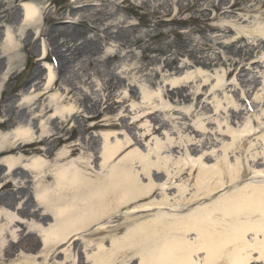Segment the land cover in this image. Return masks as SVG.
Wrapping results in <instances>:
<instances>
[{"label":"bare ground","instance_id":"obj_1","mask_svg":"<svg viewBox=\"0 0 264 264\" xmlns=\"http://www.w3.org/2000/svg\"><path fill=\"white\" fill-rule=\"evenodd\" d=\"M20 1L40 4L31 3L26 8L21 35L27 32L30 36H42L41 17L46 9L41 5L47 0H15L13 9ZM84 2L74 0L65 13L57 12L54 18L47 16L56 27L50 43L55 44L61 54V67L71 65L77 55L87 49L83 36L66 37L73 31L72 26L95 32L93 43L100 50L104 39L99 34L116 28L110 24L104 29L101 27L104 24H100L98 8L89 25L83 17L89 5ZM113 4L118 6L117 0ZM0 5L5 6L4 2ZM1 14L0 22L4 24L2 20L6 21L8 12ZM77 15L78 22L62 25ZM57 34L64 39L62 43L57 40ZM12 36L8 35L11 47L4 52V58L10 51L17 53L20 47L17 37ZM246 37L253 44L250 54H254L256 49H261L259 43L264 46V24L246 30ZM45 51L39 53L44 60ZM116 59L119 56L107 57L108 62ZM90 61L87 57V62ZM233 66L231 73L242 76L246 72V76H250L259 67V72L264 69V55ZM45 72L46 79L42 81L38 77L31 81L23 96L10 97L11 111L16 104L20 113L19 122H11V118L0 120V164L5 165L7 176L22 168L19 165L28 168L35 179L38 204L46 214L55 217V223L49 228L38 226L45 249L51 248L50 242L77 240L71 234L79 236L94 223L102 228L115 226L123 213L125 221L117 227L125 226V233L121 238L112 239V249L100 245L94 255L88 254V263L116 264L120 245L128 243L135 247V240L140 241L148 230L156 231L157 238L162 230L166 232L165 240L153 249L145 248L140 264H216L221 259L220 249L226 250L229 244H235V248L228 264H264V171H260L264 167V110L260 113L259 109V105L264 106V96L252 100L255 113L250 116L238 105L241 97L237 93L236 99L226 100L230 109L221 112L226 116L222 123L206 117L200 124L189 126L184 123V115L182 119L167 120L160 119L159 115L169 114L171 105L176 106L172 101L183 98L174 91L186 90L185 81L191 77L173 82L171 91L162 92L156 98L148 92L142 103L128 107L129 101L135 99L134 88L125 96H117L114 92L118 82L112 78L103 86L100 102L91 100L86 110L84 99H79L70 86L74 79L66 80L65 72V80L59 85L54 68L48 66ZM261 73L264 90V72ZM7 75L2 71L0 95ZM253 83L247 82L246 88ZM83 86L81 91H84ZM219 88L225 91L224 86ZM248 93L246 91V98ZM189 98L188 94L183 100ZM201 99L202 95L198 94L195 106L187 113L193 114L202 104ZM170 115L180 113L175 111ZM244 115L247 117L243 118ZM78 120L89 123L86 126L88 137L78 134L74 139L79 130ZM170 124L174 125L172 135L176 139L170 135L158 139ZM11 126L13 129L9 131ZM237 126L244 128L238 131L234 128ZM93 131L99 133L94 135ZM91 142H95L92 147L97 145V149L91 147ZM245 145L248 153L238 156ZM218 146L221 148L216 150ZM245 181L250 183L241 187ZM7 184L0 183V188ZM219 193L222 195L217 197ZM16 215L8 208L0 210V219L11 226ZM241 215H246V219H241ZM252 234L253 239H250ZM192 235L193 240L189 238ZM201 250L206 251L203 258L197 254ZM63 252L66 259L73 257L70 248ZM26 258L12 264H44L38 260H23Z\"/></svg>","mask_w":264,"mask_h":264},{"label":"rangeland","instance_id":"obj_2","mask_svg":"<svg viewBox=\"0 0 264 264\" xmlns=\"http://www.w3.org/2000/svg\"><path fill=\"white\" fill-rule=\"evenodd\" d=\"M14 1L0 0V3L4 2L5 4L4 7L0 5V17L3 11L8 12L6 21L2 20L4 24L0 22V60H2L0 62V77L2 71L8 73L0 95V100L4 103L2 105L0 102V120L11 118V122L18 123L21 119L20 113L15 108L16 104L13 105V111H11L9 99L12 96H18L19 98L23 96L27 85L38 77H41L42 81L46 79L45 69L51 66V57H55L60 65L61 54L57 51L55 44L50 43L53 42L52 36L56 27L53 24L54 22L52 23L47 16L50 15L51 18H54L57 12L65 13L73 5L74 0H47L45 5H41L42 9H46L41 17V31L43 30L44 33L42 36L38 35L36 37L28 35L27 32L21 35L23 22L26 18V8L32 2H17L16 9H13ZM113 1L85 0L84 3L89 6L88 11L83 13V17L89 25H92V17L96 13L95 8H98L101 11L98 16L102 21L100 24H104L101 27L104 29L106 24H110L116 26V28L112 31L104 30L103 34H99L104 39L101 41L102 50H100L93 43L96 38L95 32H89L80 26H72L73 31H70L66 37L79 38L80 35L83 36L87 40V49L82 50L71 65L60 66V70L57 71L58 78H60L59 85H61V80L64 79L65 72L66 80L69 77L74 79V83L69 84L75 90L77 97L84 99L83 103L86 110L91 106V100L100 102L103 97L101 90L107 81L112 78L115 82H118V89L114 92L117 96L123 94L125 96L134 88L135 99L129 101L128 107L142 103L148 92L156 98L162 92L171 91L173 82L191 77L185 81L187 82L185 84L186 90L180 88L174 91L183 98L189 94L190 98L187 101H184L183 98H180V100L176 98L175 101H172L176 106L171 105L172 108L169 110V114L161 113L159 115L160 119L165 120L169 118L182 119L184 115V123L189 126L200 124L203 121L202 119L206 117L211 120L217 119L222 123L226 116L221 115V112L225 108L230 109L226 100L231 102L232 98L236 99L237 93L241 97V102H238V105L243 110L245 109L243 101L246 99V91H249L247 99L250 101H254L256 98L263 99L264 90L261 72H264V69L261 68L262 70L259 72V67L250 76H246V72L242 76L241 74L237 76L236 72L231 73V71H233V64L236 62L246 61V59L251 62L254 58L257 60L264 55V46L261 43L258 44L261 49H256L254 54H250L253 44L246 37V30L264 24V0H117L118 6H115ZM32 4L40 5L37 3ZM78 16L62 25L78 22ZM10 34L13 35V39L17 37V46H20L17 49L19 53H15V50H13L10 51L7 58H4L6 56L4 52L8 47H11V43L8 41V35ZM57 40L62 43L64 39L57 34ZM40 51L42 53L47 52L45 60L42 59V56H39ZM109 55H117L119 59L108 62L107 57ZM87 57L91 58L90 62H87ZM176 68L179 70L176 71ZM250 81H254L253 85L246 88V83ZM83 84L84 91H81L80 87ZM220 85L225 87V91L219 90ZM198 94L202 95L200 100L202 104L197 107L193 114L187 113L195 106V97ZM14 101L17 102V97ZM216 109L219 111L216 112ZM259 109L261 113L264 106L259 105ZM175 111H178L180 115H170L171 112ZM244 113L248 114L246 110H244ZM247 116L242 117L246 118ZM77 123L79 130L74 139L78 134L88 137L89 132L86 130V126L89 123L82 120H78ZM137 126L141 128L142 124ZM239 126L234 128L238 131L243 130L244 126H241V128ZM213 127H216V125L211 128L213 129ZM173 128L174 125L170 124L162 131L163 136L160 135L158 139H162L167 135L176 139L172 135ZM12 129L11 126L9 131ZM92 133L96 135L99 131H93ZM134 133H138V131H134ZM256 137L253 139L256 140ZM94 144L95 142H91V147ZM92 148L97 149V145ZM220 148L218 146L216 150ZM262 149L264 150V148ZM238 152V156H246L248 146L245 145ZM19 166L24 170H18L9 177L4 174L5 168L0 166V183H10L4 190L0 191V205L5 204L4 206L13 209L17 202L24 200L23 196H25L26 201L23 204L24 209L21 211L20 217H23L27 222L29 210H33L35 205L38 204L36 201L33 202V198L36 200L34 195L35 179L28 168L22 165ZM260 171H264V167H261ZM249 183L250 181H245L241 184V187ZM221 195L222 193H219L217 197ZM216 214L220 216V213L217 212ZM36 215L40 216V211L32 217L36 219ZM125 216L122 213L118 218L120 220L116 219V222H118L114 224L115 226L110 225L107 228H102L94 223L85 229L71 246L72 252L77 255L76 263L72 262L71 259L67 264H93L92 262L88 263V261L83 263L80 256L84 255L86 258L88 254L94 255V251L100 245L112 249V239L121 238L126 231L123 225L117 227L125 221ZM241 216H243L241 219H246V215ZM257 217H259V214ZM54 220L55 217L52 214L36 219L43 226L49 225ZM33 231L37 233V229ZM156 233V231L148 230L147 233L141 235L140 241L135 240V247L128 243L120 245L115 257L116 264H140L144 255V252H141L145 248L153 249L165 240L163 239L166 234L165 231L162 232L161 230V233L159 232V238L156 237ZM194 235L189 238L193 240ZM250 239H253V234ZM7 240L10 241L11 238L2 239L0 236V246L2 248H5L7 244H11ZM31 241H34V243L29 246L38 244L39 240L32 236ZM49 244L51 248L46 250L48 254L57 250L61 242H51ZM103 246L100 249L105 251ZM234 246L235 244H229L226 250L222 247L219 254L221 259L216 264H228L230 258L233 257ZM31 252L32 256H29L31 257L29 260H39L41 253H43V251H33V249H31ZM205 252V250H201L197 254L203 258ZM53 261L52 259L50 264H55ZM5 263H8V261L0 255V264Z\"/></svg>","mask_w":264,"mask_h":264}]
</instances>
